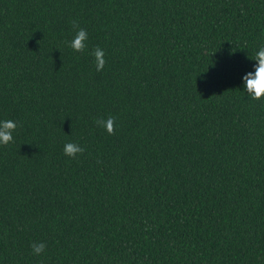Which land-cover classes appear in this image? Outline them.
Listing matches in <instances>:
<instances>
[{
  "label": "trees",
  "instance_id": "obj_1",
  "mask_svg": "<svg viewBox=\"0 0 264 264\" xmlns=\"http://www.w3.org/2000/svg\"><path fill=\"white\" fill-rule=\"evenodd\" d=\"M261 44L264 0H0V264H264Z\"/></svg>",
  "mask_w": 264,
  "mask_h": 264
},
{
  "label": "clouds",
  "instance_id": "obj_2",
  "mask_svg": "<svg viewBox=\"0 0 264 264\" xmlns=\"http://www.w3.org/2000/svg\"><path fill=\"white\" fill-rule=\"evenodd\" d=\"M72 28L75 34L69 42V47L76 52L84 53L88 46V32L80 27L77 21L72 22ZM91 54L94 57L96 70L102 71L106 63L105 51L96 46ZM249 58L255 60L256 63L253 65L254 71L247 72L242 78L244 91L253 100H262L264 99V44L254 50L253 54L249 55ZM95 123L98 127L104 128L109 135L115 134V117H97L95 118ZM17 127V121L11 119L0 120V145H8L14 142L13 133H15ZM63 151L66 156L75 159L78 154H82L85 151V148L77 142L68 141L65 143ZM30 247L34 255H41L45 251L47 244L43 241H33Z\"/></svg>",
  "mask_w": 264,
  "mask_h": 264
}]
</instances>
